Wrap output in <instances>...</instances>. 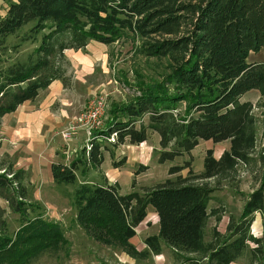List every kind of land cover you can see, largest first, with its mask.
<instances>
[{
	"label": "trees",
	"instance_id": "16d2710c",
	"mask_svg": "<svg viewBox=\"0 0 264 264\" xmlns=\"http://www.w3.org/2000/svg\"><path fill=\"white\" fill-rule=\"evenodd\" d=\"M127 36L141 40L140 54L166 60L165 72L159 80L141 83L139 96L110 111L106 126L93 133L81 157L52 163L54 181L75 182L80 165L102 164L106 143L115 148L127 140L140 144L150 131L160 135L161 161L190 152L203 139H229L231 147L220 158L207 150L200 174L191 162L173 166L174 180L143 194H121L117 183H81L75 200L80 225L95 240L136 255L131 241L151 204L160 221L159 234L145 239L151 252L160 253L166 242L176 253L203 255L209 264H231L243 255L248 264H264V232L261 237L251 233L254 214L264 217V152L261 184L248 196L240 220L231 221L227 235L215 227L211 240H205L210 217H221L209 209L214 188L206 180L228 179L240 163L255 159L257 119L253 102L242 96L253 89L264 94V61L248 60L264 49V0H9L0 14V63L23 43L36 46L25 60L0 69V119L36 99L56 79L67 82V49H84L92 40L113 44ZM113 134L115 141L110 140ZM1 169L0 199L24 219L16 236H9L6 209L0 205V264H29L41 252L66 244L58 222L40 212L28 215L34 206L24 170Z\"/></svg>",
	"mask_w": 264,
	"mask_h": 264
},
{
	"label": "rangeland",
	"instance_id": "374dc122",
	"mask_svg": "<svg viewBox=\"0 0 264 264\" xmlns=\"http://www.w3.org/2000/svg\"><path fill=\"white\" fill-rule=\"evenodd\" d=\"M8 1L0 0V14H4L3 9ZM32 25V22L25 25L21 32ZM140 43L139 38L127 36L113 44L92 40L84 49H67V82L56 79L58 81L49 85L50 87L41 89L36 99L25 101L22 108H19L21 104L19 109L0 119V172L4 171L2 167L23 169V183L30 190L28 200L35 207L30 204L28 215L33 217L40 212L43 218L58 222L68 240L57 249L41 252L29 264H191L194 263L193 260H197L198 264H209L203 255L185 251L176 253L166 242L162 243V251L158 254L149 250L145 239L158 235L160 230L158 213L151 204L147 208V217L137 226V235L131 241L139 250L138 254L131 255L121 246L95 240L77 219L76 192L81 183L92 182L101 185L117 183L121 194L133 191L143 194L167 179L174 180L177 175L170 173L173 166H185L187 162H191L195 174L204 172L207 150L213 149L214 156L220 158L225 150L230 149L231 140L215 142L203 139L190 152L165 161L160 160L162 147L160 135L156 131H150L148 139L140 144H131L127 140L115 148L108 142L105 146L107 149L103 151L102 164L99 167L80 165L76 172L77 180L71 183L52 181L50 169L48 172L46 162H42L52 159L53 163L69 164L81 157L84 149L89 150L90 143L95 139L93 133L106 126L113 108L139 96L141 83L161 78L166 69V60L140 54ZM35 46L36 44L23 43L18 49H12L3 57L5 61L0 63V69L14 61L25 60ZM248 60L263 62L264 49L251 53ZM62 83L64 90L57 91V85ZM100 97H105L107 110L97 127L88 132L81 118L88 113L92 102ZM242 100L252 101L254 105L258 131L257 147L253 155L255 159L248 165L240 163L237 171L228 179L206 180L214 188L209 209H217L221 216L219 220L216 216L210 217L205 230L207 242L211 240L215 227L222 236L228 234L231 221L240 220L248 196L261 184L264 94L260 89H253L246 92ZM37 102L53 110L55 115H59L62 107H66L65 110L70 112L68 121L66 119L67 122L57 128H52L48 123L43 124L42 116L30 122L32 112L29 108ZM74 126L76 131L65 136L64 133L71 131ZM111 149H114V154ZM124 158L126 161L121 163ZM188 170L186 168L180 174L186 177ZM0 205L6 209L8 235L15 237L24 218L13 211L5 199H0ZM257 220L258 223L253 228ZM263 220L261 212L254 214L251 233L256 237L263 235ZM231 264H248V257L243 255Z\"/></svg>",
	"mask_w": 264,
	"mask_h": 264
},
{
	"label": "crops",
	"instance_id": "0c3cea01",
	"mask_svg": "<svg viewBox=\"0 0 264 264\" xmlns=\"http://www.w3.org/2000/svg\"><path fill=\"white\" fill-rule=\"evenodd\" d=\"M8 2L5 3V8L3 9L4 10V13L6 12V9H7V6H8ZM56 81H58V80L53 81L51 83V85L54 84V82H56ZM61 90H64L63 89V83L57 85V91H61ZM22 106H23V104L19 108H22ZM62 108H63L62 112L59 115H55V114H53L54 113L53 110H51L50 108H45L42 104L40 105V103L37 102L34 106H32L31 108H29L30 112H32L31 113L32 119H31L30 122H32L33 120H37L39 117L42 116V119L44 120L43 121L44 122L43 124L48 123V124L52 125V128L53 127H56L57 128V127L65 124L64 122H67L68 119H69V116H70V112L67 111V110H65L66 107H62ZM66 119H67V121H66ZM45 127H47V125ZM49 155L50 154H48V156ZM42 162H44V163L46 162L45 163V166L47 165L46 167H47L48 172H49V169H50V173H51V177H52L51 179L53 181L54 179H53L52 170H51V165L53 163L52 159L51 160H45V161L43 160ZM39 165L40 166H43L42 164H39ZM48 176H49V174H48ZM256 222L258 223V220L255 221V223L253 225V228L256 225ZM259 227H261L260 222H259Z\"/></svg>",
	"mask_w": 264,
	"mask_h": 264
},
{
	"label": "built area",
	"instance_id": "2783aa9c",
	"mask_svg": "<svg viewBox=\"0 0 264 264\" xmlns=\"http://www.w3.org/2000/svg\"><path fill=\"white\" fill-rule=\"evenodd\" d=\"M107 110V103L105 97H100L99 99H95L88 111V113L81 118L83 121V125L87 127L88 132L97 127L98 122L102 119L105 111ZM76 131V126H74L71 131H67L64 133L65 136H69L73 132ZM111 141H115V134L110 138Z\"/></svg>",
	"mask_w": 264,
	"mask_h": 264
}]
</instances>
